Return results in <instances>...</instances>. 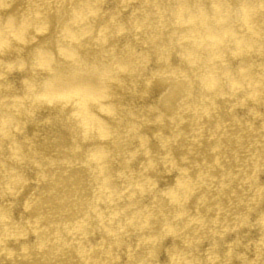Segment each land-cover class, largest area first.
<instances>
[{
	"label": "bare ground",
	"instance_id": "obj_1",
	"mask_svg": "<svg viewBox=\"0 0 264 264\" xmlns=\"http://www.w3.org/2000/svg\"><path fill=\"white\" fill-rule=\"evenodd\" d=\"M0 264H264V0H0Z\"/></svg>",
	"mask_w": 264,
	"mask_h": 264
}]
</instances>
